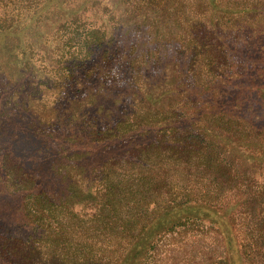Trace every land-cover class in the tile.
Listing matches in <instances>:
<instances>
[{
  "label": "trees",
  "instance_id": "obj_1",
  "mask_svg": "<svg viewBox=\"0 0 264 264\" xmlns=\"http://www.w3.org/2000/svg\"><path fill=\"white\" fill-rule=\"evenodd\" d=\"M15 1H1L0 7L12 12ZM109 1L108 24L120 17L136 18L131 25H146L141 30L149 34L150 25L145 22L167 13L176 24L172 32L176 38H184L186 46L193 42L182 22H190L193 28L202 23L194 21L198 15L189 14L193 1ZM221 3L206 0L205 6L219 10ZM23 6L34 5L25 0ZM259 8L245 5L234 10ZM41 11L34 8L22 26L18 12L16 17L0 14V72L10 76L14 71L19 76L15 85L38 67L26 56V45L13 41L12 36L41 21ZM74 11L73 17L54 28L55 49L65 60L70 56L74 60L91 58L102 47L99 56L112 77L118 70L115 52L121 50L124 67L139 64L138 59L147 60L148 42L131 40L127 49H115L106 26L100 30L93 21L83 26L77 22L79 9ZM208 22L215 26L214 21ZM140 45L146 54L138 55ZM204 47L209 48L208 44ZM190 49L197 55L201 47L194 44ZM245 72L230 82L229 73L199 82L193 93L211 85L216 87L214 91L233 88L235 92L228 96L226 110L201 106L192 113L180 110L184 104H163L173 100L169 97L173 91L152 97L146 91L149 78L141 82L136 71L129 72L123 81L137 95L131 112H121V102L112 94L99 99L101 86H97L90 92V102L97 101V108L107 115L109 122L102 130L83 129L59 136L47 133L57 145L54 152L52 149L43 157L42 167L22 177L8 171L0 159V188L12 202L16 200L20 219L32 225L35 233L21 238L0 231V264H264V123L254 113L259 108L264 116V84L245 82ZM147 73L143 67L142 76ZM103 85L108 92L127 88L110 79ZM9 89L0 94V109H6L0 113V134L11 121L8 103L1 97ZM242 91L258 101L240 108L244 114L238 116L231 106L237 104ZM21 104L17 107L22 108ZM7 158L14 162V155Z\"/></svg>",
  "mask_w": 264,
  "mask_h": 264
},
{
  "label": "rangeland",
  "instance_id": "obj_2",
  "mask_svg": "<svg viewBox=\"0 0 264 264\" xmlns=\"http://www.w3.org/2000/svg\"><path fill=\"white\" fill-rule=\"evenodd\" d=\"M1 1L9 2V0ZM24 1H15L16 6L12 12L10 8L0 7L1 15L15 14L16 17L18 12L21 18L20 26L28 21L30 18L28 14L34 8L41 9L40 15L43 16L41 21L33 22L19 34L12 36L13 41L20 40L26 45L28 50L26 56L36 63L37 72L27 73L25 78L16 85L14 82L19 76H16L14 71L10 76L0 72V94L10 88L1 97L6 100L8 103L6 108H9L12 113L8 112L11 121L2 128L3 133L0 134V159L4 160L8 171L16 172L21 177L24 174L27 175L32 169L42 167L43 157L57 146L54 139L46 135L47 133L59 136L63 132L68 134L83 132V129L97 132L102 130L103 125L108 124L107 115H104V111L99 107L97 108V101L90 102L93 98L90 92L97 90V86H101L97 90L99 99L112 94L121 102L119 104L121 112L124 114L131 112L137 95L129 91L128 88L131 85L123 81V75L129 72L136 71L141 76L139 78L141 82L149 78L146 91L152 97L162 95V92L164 94L167 91H173V94L169 96L173 100H167L163 104L170 103L177 106L184 104L180 110L185 109L190 113L200 110L201 106L212 107L215 110L228 108L227 98L234 96L233 88L224 90L222 93L220 90L214 91L216 87L211 85L207 89L203 88L193 93L192 90L199 88V82L205 83L210 80V77L215 79L217 75L224 76L229 73L228 77L232 76L228 79L230 82L233 76L246 71L245 82H251L253 85L264 84V64H262L264 63V0H244V3L237 5L234 0H221L219 10L207 8L206 0L184 1L183 4L194 2V4L189 3L193 10L189 11V14L198 15L194 17V21H202L197 28L190 26L188 21L182 22L183 27L188 29L187 35L193 42L191 46H186L185 41H182L185 40L184 38H176L175 31L172 32L176 24L171 22L172 15L167 13L157 20L149 18L145 22L150 25L149 34H147L141 30V27L146 25L139 23L131 25L136 18L121 19L120 17V21H111V25L108 24L106 16L110 12V7H107L111 4L109 0H101V2L98 0H30L34 6L28 9L23 6ZM26 1L29 2V0ZM45 4L48 5L43 8ZM245 5L260 8L252 12L235 13L236 6ZM74 8L79 9L81 18L77 22H81L83 26L88 21H93L96 27L99 25L100 30L106 26L108 34L111 35L108 37L112 39L111 43L115 49L122 46L127 49L126 44L131 40L145 41L142 42L143 44L148 42L147 60L138 59L139 64L134 63L131 66L126 64L124 67L125 61L121 57V50L115 52L117 55L114 54V58L116 57L114 65L118 70L112 72L114 77L107 73L106 64L101 62L99 55L102 47L91 58L74 60V57L70 56L68 61L65 60L66 58L59 55L57 47L55 49L58 41L55 40L57 35L54 28L60 21L73 17L76 14ZM181 17L184 19L185 14ZM210 17L213 18L210 19ZM208 20L214 21L215 26L211 27ZM101 21L104 25L100 23ZM178 27L181 28V24ZM194 44L201 47L197 55L195 50L192 53L191 49L189 50ZM207 44L209 48L204 47ZM144 50L145 47L141 48L140 45L138 55H141L140 52ZM146 52L144 51L145 54ZM143 67L148 70L145 76H142ZM224 70L225 74L222 75L221 72ZM108 79L116 80L117 86L123 84L127 88H115L108 92L103 85L108 83ZM221 89H225L224 86H221ZM240 95L242 96L236 102L237 104H232L234 106L231 107L235 109V114L243 116V111L238 110L251 103L254 106V102L258 100L246 91H242ZM20 102H22V108L17 107ZM157 106L160 105L157 104ZM259 111L260 109L257 108L254 113L260 118V123H264V116ZM2 112H6L4 107L0 109V113ZM248 118L251 120L249 116ZM255 123L258 122L255 121ZM47 144L51 147L49 150L45 149ZM52 151L54 152V149ZM5 154L11 157L14 155V162L6 159ZM1 172L2 168H0V187L3 184ZM6 195L8 194L0 188V231L21 238H26L29 234L34 236L33 226L20 219L21 215L14 204L16 200L12 202V198Z\"/></svg>",
  "mask_w": 264,
  "mask_h": 264
}]
</instances>
